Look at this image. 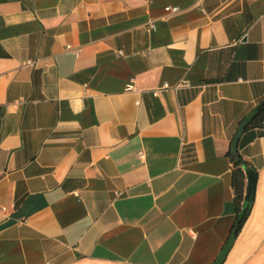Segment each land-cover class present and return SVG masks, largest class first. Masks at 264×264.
Segmentation results:
<instances>
[{"label": "crops", "instance_id": "crops-1", "mask_svg": "<svg viewBox=\"0 0 264 264\" xmlns=\"http://www.w3.org/2000/svg\"><path fill=\"white\" fill-rule=\"evenodd\" d=\"M263 98L264 0H0V264L213 263ZM238 150L222 264H264Z\"/></svg>", "mask_w": 264, "mask_h": 264}, {"label": "trees", "instance_id": "trees-1", "mask_svg": "<svg viewBox=\"0 0 264 264\" xmlns=\"http://www.w3.org/2000/svg\"><path fill=\"white\" fill-rule=\"evenodd\" d=\"M252 114H254V117L249 126H264V98L257 104ZM229 155L232 161V184L235 190L237 209L233 230L236 229L238 231L246 220L252 204V201L248 202L245 200L246 174L251 169V166L239 150L235 154L229 151Z\"/></svg>", "mask_w": 264, "mask_h": 264}, {"label": "water", "instance_id": "water-1", "mask_svg": "<svg viewBox=\"0 0 264 264\" xmlns=\"http://www.w3.org/2000/svg\"><path fill=\"white\" fill-rule=\"evenodd\" d=\"M254 117V114L248 116L247 118H245L243 121H241V123L239 124L235 135L232 139L231 142V152L232 153H237L238 152V146H239V141L241 139V136L243 135L244 131L247 129V127L249 126L250 122L252 121ZM249 190L252 188V186L255 185L256 182V175L253 172H249ZM237 230L234 229L230 235V237L228 238V240L226 241V243L224 244L221 252L219 253V255L217 256V258L215 259V261L211 264H222V262L225 260L227 253L229 252V250L231 249L234 240H235V236H236Z\"/></svg>", "mask_w": 264, "mask_h": 264}, {"label": "built area", "instance_id": "built-area-1", "mask_svg": "<svg viewBox=\"0 0 264 264\" xmlns=\"http://www.w3.org/2000/svg\"><path fill=\"white\" fill-rule=\"evenodd\" d=\"M168 8H170L171 10H174V11H175V10H178V6H169ZM68 48H71V46L69 45ZM79 51H80L79 48L75 49V52L78 53ZM187 83H188V82H187L186 80H184V81H182L181 84H178V85L187 84ZM178 85H177V86H178ZM129 87H130V88H133V85H130Z\"/></svg>", "mask_w": 264, "mask_h": 264}]
</instances>
